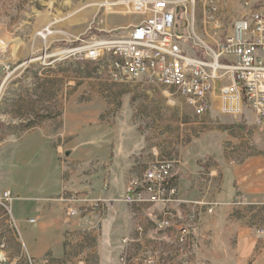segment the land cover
Segmentation results:
<instances>
[{
  "label": "rangeland",
  "instance_id": "1",
  "mask_svg": "<svg viewBox=\"0 0 264 264\" xmlns=\"http://www.w3.org/2000/svg\"><path fill=\"white\" fill-rule=\"evenodd\" d=\"M118 1L0 0V197L12 192L18 206L14 212L24 209L21 205L28 198L42 202L63 192L52 188L61 187L65 168L72 165L66 151L74 140L62 137L71 125L65 123V115L85 118L81 129L95 130L93 142L102 150L99 162H107L121 149L136 159L142 151L155 149L162 159L179 165L182 150L209 133H221L231 158L264 156V126L255 123L251 112L222 114L216 103L211 113L196 116L182 98L168 96L162 87L143 81L112 82L108 57L90 61L58 55L81 41L141 22V17L126 15L114 5ZM208 2H196L195 32L198 44L214 48L232 34L236 20L264 9V0H216L214 14ZM134 18L140 20L131 21ZM112 19L130 20L118 26ZM46 29L53 33L43 39ZM237 206L244 213L252 208ZM254 207L264 216L263 204ZM0 264H28L15 220L2 208Z\"/></svg>",
  "mask_w": 264,
  "mask_h": 264
},
{
  "label": "crops",
  "instance_id": "2",
  "mask_svg": "<svg viewBox=\"0 0 264 264\" xmlns=\"http://www.w3.org/2000/svg\"><path fill=\"white\" fill-rule=\"evenodd\" d=\"M129 20L111 21L124 26ZM85 121L65 115V123L71 125L66 126L62 137L74 140L66 151L71 152L66 156L72 165L65 168L68 171L61 187L52 189L60 194L67 188H90L95 195L108 199L101 227L93 229L96 216L68 218L59 205L48 204L46 199L28 198L21 205L25 208L17 212L13 202L12 216L27 256L34 262L46 259L49 264H121L124 254L126 264H147L152 256L156 257L155 264H180L175 230L156 229L161 207L122 202L127 187L141 180L150 164L165 159L155 149L142 151L137 159L121 149L107 162H99L102 150L92 139L96 132L83 131L81 123ZM208 135L182 150L174 179L180 201L172 207L185 216L187 202L203 199L219 204L203 221L199 260L208 264H264V216L254 207L262 204L264 194V156L248 155L239 161L229 157L225 148V156L222 149L217 152L208 146L198 151L195 144ZM90 162L94 164L88 165ZM105 182L107 190L103 189ZM237 200L251 206L250 211L240 212ZM30 219L36 222L29 223ZM139 225L143 234L137 231Z\"/></svg>",
  "mask_w": 264,
  "mask_h": 264
},
{
  "label": "built area",
  "instance_id": "3",
  "mask_svg": "<svg viewBox=\"0 0 264 264\" xmlns=\"http://www.w3.org/2000/svg\"><path fill=\"white\" fill-rule=\"evenodd\" d=\"M196 2L120 0L114 5L126 15L141 17V22L112 29L103 38L81 41L77 48L58 55H73L78 60L90 61L108 57L106 69L114 83L148 82L164 88L168 96L182 98L196 116L211 113L218 103L220 113L242 115L245 111L251 112L255 123L264 126V9L253 10L236 20L232 34L214 48L201 41L197 43ZM208 10L216 14V0H209ZM119 30L123 33L115 34ZM52 33L46 29L42 38L47 39ZM177 166L175 160L153 162L141 180L127 187L122 202L161 207L156 229L175 230V249L180 264H208L197 257L200 230L205 217L213 215L219 204L203 199L187 202L185 216L175 210L172 206L180 201L174 185ZM107 188L105 182L103 189ZM15 200L11 191H5L0 197V208L11 217ZM46 203L59 205L71 219L96 216L93 229L98 230L110 201L84 188L66 189ZM242 203L241 200L235 202ZM35 222L36 219L29 220L31 224ZM137 231L143 234V226H137ZM120 261L127 263L124 254ZM155 262V256L147 260V264ZM28 264H49V261L34 262L28 256Z\"/></svg>",
  "mask_w": 264,
  "mask_h": 264
},
{
  "label": "trees",
  "instance_id": "4",
  "mask_svg": "<svg viewBox=\"0 0 264 264\" xmlns=\"http://www.w3.org/2000/svg\"><path fill=\"white\" fill-rule=\"evenodd\" d=\"M221 141H222L221 133L210 134L203 141L196 143L195 147L198 149V151L199 150L201 151V149L204 148L205 146L206 147L208 146L211 149H216L217 152L221 151L222 149L223 156H225L224 147L223 145H221ZM208 147L206 149H208Z\"/></svg>",
  "mask_w": 264,
  "mask_h": 264
},
{
  "label": "water",
  "instance_id": "5",
  "mask_svg": "<svg viewBox=\"0 0 264 264\" xmlns=\"http://www.w3.org/2000/svg\"><path fill=\"white\" fill-rule=\"evenodd\" d=\"M70 153H71V152H67L66 155H67V156H70Z\"/></svg>",
  "mask_w": 264,
  "mask_h": 264
}]
</instances>
